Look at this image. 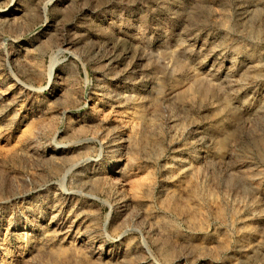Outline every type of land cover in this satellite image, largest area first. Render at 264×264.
Instances as JSON below:
<instances>
[{
    "label": "rangeland",
    "instance_id": "1",
    "mask_svg": "<svg viewBox=\"0 0 264 264\" xmlns=\"http://www.w3.org/2000/svg\"><path fill=\"white\" fill-rule=\"evenodd\" d=\"M0 264H264V0H0Z\"/></svg>",
    "mask_w": 264,
    "mask_h": 264
},
{
    "label": "bare ground",
    "instance_id": "2",
    "mask_svg": "<svg viewBox=\"0 0 264 264\" xmlns=\"http://www.w3.org/2000/svg\"><path fill=\"white\" fill-rule=\"evenodd\" d=\"M53 59H54V58H53ZM53 66H54V64H51L50 67H49V73H48L49 78H50V76H51ZM49 78H48V79H49Z\"/></svg>",
    "mask_w": 264,
    "mask_h": 264
}]
</instances>
